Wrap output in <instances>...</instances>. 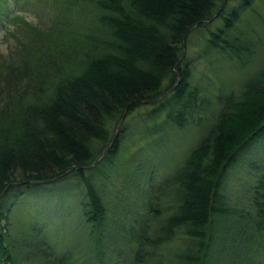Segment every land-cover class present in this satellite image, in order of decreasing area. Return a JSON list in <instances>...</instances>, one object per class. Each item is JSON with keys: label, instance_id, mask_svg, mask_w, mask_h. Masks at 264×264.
I'll return each instance as SVG.
<instances>
[{"label": "trees", "instance_id": "trees-1", "mask_svg": "<svg viewBox=\"0 0 264 264\" xmlns=\"http://www.w3.org/2000/svg\"><path fill=\"white\" fill-rule=\"evenodd\" d=\"M64 1L70 11L90 2L95 21L75 25L67 18L41 31L15 12L4 15L15 31L23 27L26 42L19 41L17 54H0V264H76L73 248L53 243L47 221L31 216L17 229L9 222L17 200L30 189L70 176L85 190L77 240L86 242L89 260L100 259L107 210L91 176L114 165L132 127L128 117L147 107L138 119L149 137L182 132L194 115L197 126L206 121L201 117L206 103L191 83L194 66L185 52L190 32L209 33V49L230 65L252 66L257 44L228 32L241 10L228 11L227 0L215 18L224 0ZM250 1L241 0V7ZM216 20L223 27L214 32L207 27ZM237 88V94L218 95L219 109L207 119L204 133L155 189L170 194L172 207L152 248L182 230L198 249L187 253V264H264V161L259 164L264 160V66ZM123 115L107 152L84 168L110 143ZM251 149L256 154L246 159ZM242 159L260 173L248 188L252 214L232 209L220 192L226 173ZM155 201L148 200L149 211L160 210ZM139 226L132 232L138 245L132 264L147 245L142 240L146 220ZM68 239L75 241L73 235Z\"/></svg>", "mask_w": 264, "mask_h": 264}, {"label": "rangeland", "instance_id": "rangeland-1", "mask_svg": "<svg viewBox=\"0 0 264 264\" xmlns=\"http://www.w3.org/2000/svg\"><path fill=\"white\" fill-rule=\"evenodd\" d=\"M227 1L228 11L233 8L241 10L237 23L228 32L238 36L245 35L257 45L248 64L252 66L243 68L241 65H230L226 58L209 49V33L202 34V30L189 33L185 52L194 66L191 83L201 90L206 103L205 113L201 115L206 121L219 109L216 102L219 94H237V87L264 66V0H252L248 2L247 8L241 7V0ZM80 5L81 7L76 8L79 13L74 14L76 9L68 10L64 0H0V54L4 57L17 54L21 51L18 48L21 47L19 41L26 42L22 38L23 27L20 25L21 31H15L10 27L8 17L4 15L15 12L41 31L67 18L75 25L85 20L88 23L94 22L96 12L90 2L82 1ZM222 27V21L216 20L207 28L216 32ZM146 109L148 108H137L134 114L128 117L129 127H132L125 136L114 165L104 170L103 175H100V169L97 170L100 176L92 172L91 177L96 189L104 198L107 210L106 236H103V247L98 261L94 263L89 260L91 255L86 252V242L77 240L80 232L78 207L79 203L85 200V190L74 176L50 186L30 189L20 197L9 218L12 227L20 228L31 216H36L49 223V237L51 236L59 249L73 248L76 264H79V261L84 264H132L131 256L138 246L136 240L132 239V232H139V222L145 219L146 233L142 240L147 245L145 244L137 259L138 264H187V253L191 254L198 249L193 247L192 240L184 236L182 230H176L170 240L156 249L152 248L157 242L160 221L171 213L172 207L170 194H162L155 189L170 176L183 155L196 144L209 121L197 126V116L194 115L193 124L188 125L182 132L169 130L167 135L149 137L138 119V115ZM254 154L255 149H251L246 159L249 156L254 157ZM260 156L259 153L258 157ZM244 160L228 170L220 192L227 198L232 209H244L252 214L247 201L248 188L255 184L260 173L252 171L247 162L243 163ZM261 161L259 164L262 165L264 160ZM151 198L152 201L158 199L153 205L155 207V204H160L161 211H149L147 204ZM166 209L169 210L165 212ZM213 227L219 233L218 226ZM71 235L75 241H69L68 237ZM135 235L139 237L136 232ZM126 257L131 260L126 261Z\"/></svg>", "mask_w": 264, "mask_h": 264}, {"label": "water", "instance_id": "water-1", "mask_svg": "<svg viewBox=\"0 0 264 264\" xmlns=\"http://www.w3.org/2000/svg\"><path fill=\"white\" fill-rule=\"evenodd\" d=\"M225 3H226V0H224V2L222 3V5L220 6V8L218 9L217 13L215 14V16H214L213 18H215V17L218 16V14H219L220 11H221L222 6H223ZM213 18L209 19V21L213 20ZM159 99H160V98L154 100L153 102H157ZM144 103H149V102H144ZM150 103H152V102H150ZM123 119H124V115H123L122 118L119 120V122L116 124V126H115V128H114V132H113L112 138H111V140H110V143L107 144V146L105 147V149L103 150V152L101 153V155H100L99 157H97V159L95 160L94 164L89 165V166H86V167H84V168L90 169L91 167H93V166H94V165L100 160V158H101V157L107 152V150L109 149L110 145L115 141V139H116V137H117V134H118V131H119V126H120V123L123 121ZM79 168H81V167H79ZM67 173H68V172H66V174H67Z\"/></svg>", "mask_w": 264, "mask_h": 264}]
</instances>
